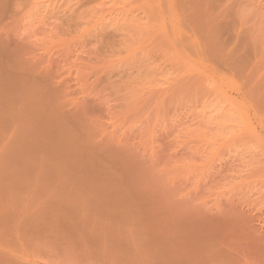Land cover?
<instances>
[{
    "label": "rangeland",
    "instance_id": "1",
    "mask_svg": "<svg viewBox=\"0 0 264 264\" xmlns=\"http://www.w3.org/2000/svg\"><path fill=\"white\" fill-rule=\"evenodd\" d=\"M0 264H264V0H0Z\"/></svg>",
    "mask_w": 264,
    "mask_h": 264
}]
</instances>
